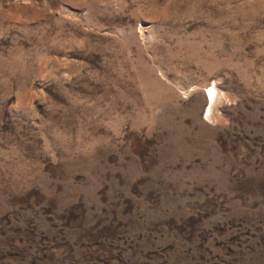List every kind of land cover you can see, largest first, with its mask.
I'll return each mask as SVG.
<instances>
[{"label": "rangeland", "instance_id": "obj_1", "mask_svg": "<svg viewBox=\"0 0 264 264\" xmlns=\"http://www.w3.org/2000/svg\"><path fill=\"white\" fill-rule=\"evenodd\" d=\"M0 264H264V0H0Z\"/></svg>", "mask_w": 264, "mask_h": 264}, {"label": "bare ground", "instance_id": "obj_2", "mask_svg": "<svg viewBox=\"0 0 264 264\" xmlns=\"http://www.w3.org/2000/svg\"><path fill=\"white\" fill-rule=\"evenodd\" d=\"M207 90H209V94H207V92H205V96H206V99H207V103L209 104L208 113L210 114V110H211L212 104H214V102L217 99V94H216V90L217 89L215 90V88L210 87V88H207Z\"/></svg>", "mask_w": 264, "mask_h": 264}]
</instances>
